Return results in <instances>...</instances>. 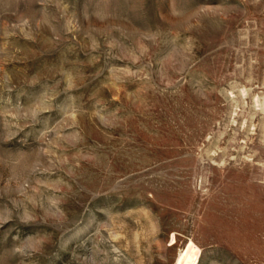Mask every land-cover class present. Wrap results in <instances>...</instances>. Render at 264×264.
Returning a JSON list of instances; mask_svg holds the SVG:
<instances>
[{
	"label": "rangeland",
	"instance_id": "1",
	"mask_svg": "<svg viewBox=\"0 0 264 264\" xmlns=\"http://www.w3.org/2000/svg\"><path fill=\"white\" fill-rule=\"evenodd\" d=\"M191 241L264 264V0H0V264Z\"/></svg>",
	"mask_w": 264,
	"mask_h": 264
},
{
	"label": "bare ground",
	"instance_id": "2",
	"mask_svg": "<svg viewBox=\"0 0 264 264\" xmlns=\"http://www.w3.org/2000/svg\"><path fill=\"white\" fill-rule=\"evenodd\" d=\"M174 239L176 238L173 236L172 240ZM200 254V248L191 241L183 251V253L179 256L177 264H196L198 262Z\"/></svg>",
	"mask_w": 264,
	"mask_h": 264
}]
</instances>
